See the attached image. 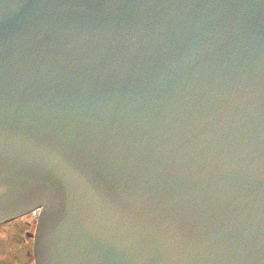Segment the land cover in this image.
I'll return each instance as SVG.
<instances>
[{"label":"water","instance_id":"1","mask_svg":"<svg viewBox=\"0 0 264 264\" xmlns=\"http://www.w3.org/2000/svg\"><path fill=\"white\" fill-rule=\"evenodd\" d=\"M36 264H264V0H0V224Z\"/></svg>","mask_w":264,"mask_h":264},{"label":"flooded vegetation","instance_id":"2","mask_svg":"<svg viewBox=\"0 0 264 264\" xmlns=\"http://www.w3.org/2000/svg\"><path fill=\"white\" fill-rule=\"evenodd\" d=\"M31 216V219L26 221H23L18 216L20 217L18 222L11 223L10 220L3 222L8 226L5 230L6 237L0 235V264H36L35 234L38 217L32 213ZM6 239L7 241H16L17 245H15V248L8 244L6 245Z\"/></svg>","mask_w":264,"mask_h":264},{"label":"rangeland","instance_id":"3","mask_svg":"<svg viewBox=\"0 0 264 264\" xmlns=\"http://www.w3.org/2000/svg\"><path fill=\"white\" fill-rule=\"evenodd\" d=\"M22 219H23V221H26V220H29V219H31V212L30 213H26V214H24V215H22V216H20ZM20 217H17V218H15V219H13V220H10V222L11 223H15V222H18V221H20L19 220V218ZM34 217V216H33ZM35 218V217H34ZM35 220H36V218H35ZM7 224L6 223H3V224H0V235H3V236H5L6 237V235H5V230H6V228H7ZM5 244L7 245H9V246H12V247H14L15 248V245H17L16 244V241H7V239L5 240ZM4 244V245H5Z\"/></svg>","mask_w":264,"mask_h":264},{"label":"built area","instance_id":"4","mask_svg":"<svg viewBox=\"0 0 264 264\" xmlns=\"http://www.w3.org/2000/svg\"><path fill=\"white\" fill-rule=\"evenodd\" d=\"M32 213H33L36 217H38L39 214H40V208L35 209Z\"/></svg>","mask_w":264,"mask_h":264},{"label":"bare ground","instance_id":"5","mask_svg":"<svg viewBox=\"0 0 264 264\" xmlns=\"http://www.w3.org/2000/svg\"><path fill=\"white\" fill-rule=\"evenodd\" d=\"M32 212H33V211H32ZM32 212H31V213H32ZM40 212H41V209H40ZM32 214H33V213H32ZM33 215H34V214H33ZM39 215H40V214H39ZM38 218H39V216H38Z\"/></svg>","mask_w":264,"mask_h":264}]
</instances>
